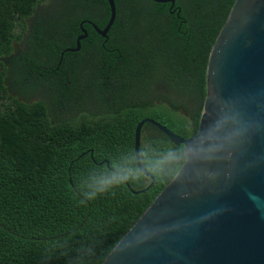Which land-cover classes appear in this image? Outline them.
<instances>
[{
    "label": "trees",
    "instance_id": "16d2710c",
    "mask_svg": "<svg viewBox=\"0 0 264 264\" xmlns=\"http://www.w3.org/2000/svg\"><path fill=\"white\" fill-rule=\"evenodd\" d=\"M114 1L104 41L87 20L102 28L107 0H0V264H101L184 160L183 145L145 122L140 158L154 181L138 193L124 181H151L134 156L140 119L196 132L208 54L234 0H176L178 13ZM81 22L80 49L61 56ZM62 92L70 114L59 113Z\"/></svg>",
    "mask_w": 264,
    "mask_h": 264
},
{
    "label": "water",
    "instance_id": "95a60500",
    "mask_svg": "<svg viewBox=\"0 0 264 264\" xmlns=\"http://www.w3.org/2000/svg\"><path fill=\"white\" fill-rule=\"evenodd\" d=\"M153 1L180 11L172 9L176 0ZM107 3L102 28L87 20L104 41L116 18L115 1ZM82 23L75 46L61 56L79 50ZM205 81L193 135L150 117L136 124V165L151 181L135 190L123 177L133 193L154 181L140 158L145 122L183 145L184 160L101 264H264V0H234L210 48Z\"/></svg>",
    "mask_w": 264,
    "mask_h": 264
},
{
    "label": "flooded vegetation",
    "instance_id": "af4514ba",
    "mask_svg": "<svg viewBox=\"0 0 264 264\" xmlns=\"http://www.w3.org/2000/svg\"><path fill=\"white\" fill-rule=\"evenodd\" d=\"M104 45V44H103ZM80 49V48H79ZM60 64V62H58V65ZM0 70H1V66H0ZM5 84L7 86V89L9 90V92L11 91L13 85L11 83H9L8 81H5ZM14 94H17V92L15 91ZM64 94V92L61 93V96ZM62 99H63V104L60 106V108L58 107V110H59V113H63L65 111V115L66 114H70L73 110L70 109L72 108V106L75 105L74 102H72L73 100V97L70 96H62ZM91 99H94V102L91 103ZM95 103V98H91V97H87V102L85 104L86 108L87 107H90L91 105H93ZM65 107V108H64ZM85 108V109H86Z\"/></svg>",
    "mask_w": 264,
    "mask_h": 264
},
{
    "label": "rangeland",
    "instance_id": "374dc122",
    "mask_svg": "<svg viewBox=\"0 0 264 264\" xmlns=\"http://www.w3.org/2000/svg\"><path fill=\"white\" fill-rule=\"evenodd\" d=\"M37 96H39V97H40V95H39V94H37Z\"/></svg>",
    "mask_w": 264,
    "mask_h": 264
}]
</instances>
